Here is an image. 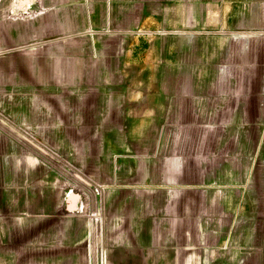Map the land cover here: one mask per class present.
<instances>
[{
	"label": "crops",
	"instance_id": "crops-1",
	"mask_svg": "<svg viewBox=\"0 0 264 264\" xmlns=\"http://www.w3.org/2000/svg\"><path fill=\"white\" fill-rule=\"evenodd\" d=\"M0 241L264 264V0H0Z\"/></svg>",
	"mask_w": 264,
	"mask_h": 264
},
{
	"label": "rangeland",
	"instance_id": "rangeland-1",
	"mask_svg": "<svg viewBox=\"0 0 264 264\" xmlns=\"http://www.w3.org/2000/svg\"><path fill=\"white\" fill-rule=\"evenodd\" d=\"M106 246L101 242L99 246L95 244V247L92 249L91 247V258L89 260V264H104L105 262V253H106ZM19 260L13 258L12 254L1 255L0 256V264H17ZM25 263L27 260H21V262Z\"/></svg>",
	"mask_w": 264,
	"mask_h": 264
},
{
	"label": "flooded vegetation",
	"instance_id": "flooded-vegetation-1",
	"mask_svg": "<svg viewBox=\"0 0 264 264\" xmlns=\"http://www.w3.org/2000/svg\"><path fill=\"white\" fill-rule=\"evenodd\" d=\"M2 247H3V245H2V243L0 241V256L5 254V252L2 250ZM9 254H12L13 255L12 248L10 249Z\"/></svg>",
	"mask_w": 264,
	"mask_h": 264
}]
</instances>
